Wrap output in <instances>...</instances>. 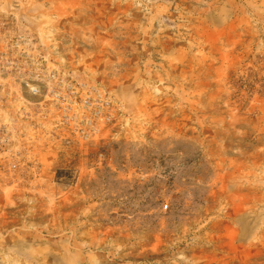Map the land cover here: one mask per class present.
Listing matches in <instances>:
<instances>
[{
	"label": "rangeland",
	"instance_id": "obj_1",
	"mask_svg": "<svg viewBox=\"0 0 264 264\" xmlns=\"http://www.w3.org/2000/svg\"><path fill=\"white\" fill-rule=\"evenodd\" d=\"M0 21L51 72L2 115L0 264H264V0H0Z\"/></svg>",
	"mask_w": 264,
	"mask_h": 264
},
{
	"label": "built area",
	"instance_id": "obj_2",
	"mask_svg": "<svg viewBox=\"0 0 264 264\" xmlns=\"http://www.w3.org/2000/svg\"><path fill=\"white\" fill-rule=\"evenodd\" d=\"M0 154L14 147L12 132L17 118L11 117V122H4L2 115L14 110L20 102L34 107L36 104L27 101L20 94L24 85L32 97H38L42 85L50 82L51 72L46 65L43 76L37 75L35 54L37 51L35 39L26 35H13L6 32L7 24L0 21ZM47 60L44 59V62Z\"/></svg>",
	"mask_w": 264,
	"mask_h": 264
}]
</instances>
